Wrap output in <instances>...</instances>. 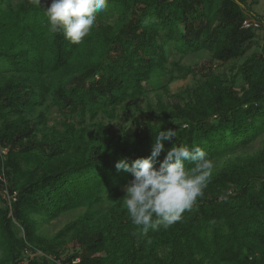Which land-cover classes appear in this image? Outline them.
Listing matches in <instances>:
<instances>
[{
  "label": "trees",
  "instance_id": "trees-1",
  "mask_svg": "<svg viewBox=\"0 0 264 264\" xmlns=\"http://www.w3.org/2000/svg\"><path fill=\"white\" fill-rule=\"evenodd\" d=\"M257 1L108 0L72 43L49 30L45 0H0V264H264V140L246 154L264 136V44L243 27H264ZM168 48L180 58L208 52L230 74L215 75L207 60L171 62ZM188 76L200 80L170 94ZM149 92L157 102L135 130L101 121ZM168 128L176 137L160 161L175 143L223 162L182 221L144 233L123 203L132 174L115 163L149 156ZM80 209L54 236L39 232ZM68 241L80 247L64 256Z\"/></svg>",
  "mask_w": 264,
  "mask_h": 264
},
{
  "label": "clouds",
  "instance_id": "clouds-1",
  "mask_svg": "<svg viewBox=\"0 0 264 264\" xmlns=\"http://www.w3.org/2000/svg\"><path fill=\"white\" fill-rule=\"evenodd\" d=\"M36 5L41 0H31ZM108 0H51L44 14L49 30L62 33L72 43H80L91 33L97 23V14L103 11ZM176 137L174 128L160 131L154 136L151 154L129 162L121 158L115 168L132 174L125 184L123 203L131 222L138 231L147 233L167 230L192 211L211 181L214 164L208 153L199 145L175 143L165 150V142ZM191 163V167L186 166ZM158 165V166H157Z\"/></svg>",
  "mask_w": 264,
  "mask_h": 264
},
{
  "label": "rangeland",
  "instance_id": "rangeland-1",
  "mask_svg": "<svg viewBox=\"0 0 264 264\" xmlns=\"http://www.w3.org/2000/svg\"><path fill=\"white\" fill-rule=\"evenodd\" d=\"M18 1V0H16ZM51 0H45L44 4L45 6L50 5ZM252 9L261 17L264 18V0H258L257 3L251 4ZM256 34V43L260 46H263L264 44V27H261L257 31H255ZM256 46H253V48L250 49V51L247 53V55L251 54L253 51H255ZM169 50V58L170 61H177L180 62L183 66H189L194 65L197 63H203L206 60L208 61L210 70L214 72L216 75L221 74H230V67L232 64L230 63H223L215 61L213 63H209L211 55L208 52L202 51L195 55H189L186 57L180 58L179 55H176ZM244 59L238 60V64H240ZM200 80L199 78L194 79L191 76L182 78V79H176L173 81L170 86V94H177L183 89L187 87L195 86L197 81ZM245 86L244 81L239 79L236 83L237 90H241L242 87ZM148 90L149 87H147ZM166 100V97H165ZM157 102L156 96L153 92H149V94L146 95V97L141 98L138 101V107L133 108L132 111H125L120 110L119 111V118L118 120L110 121L107 118H102L101 121L105 125H109L111 127V130L117 133H120L122 129H130L135 130L137 126V120H145L148 116V103H151L152 105H155ZM50 117L53 118L49 121L50 126L56 125V120H59V114L55 108H53L50 111ZM58 128L61 129V127L58 125ZM264 140V136L261 137L250 149L247 150L246 154L253 153L257 151L262 146V141ZM223 161L214 162V169L213 171H216L219 167H221ZM84 212V209L76 210L74 212L65 214L58 218L55 221L49 222V223H41L40 224V230L39 232L46 236V237H52L54 236L61 228H63L66 224H68L71 221H74L78 216H80ZM80 247L79 243L75 241H68L67 244L64 245V247L60 248L59 250L63 253L64 256H69L77 251V249ZM38 255H41V253H38Z\"/></svg>",
  "mask_w": 264,
  "mask_h": 264
},
{
  "label": "built area",
  "instance_id": "built-area-1",
  "mask_svg": "<svg viewBox=\"0 0 264 264\" xmlns=\"http://www.w3.org/2000/svg\"><path fill=\"white\" fill-rule=\"evenodd\" d=\"M243 27L246 28V29H254V30H257V29H260L261 28V25L256 20H247V21H245ZM6 152H7L6 150L3 151V153H5V154H6ZM3 193H4V196L6 198H8L9 201L15 200L16 193L13 196L9 195L6 190L3 191Z\"/></svg>",
  "mask_w": 264,
  "mask_h": 264
}]
</instances>
